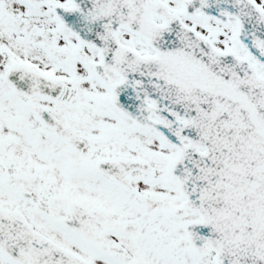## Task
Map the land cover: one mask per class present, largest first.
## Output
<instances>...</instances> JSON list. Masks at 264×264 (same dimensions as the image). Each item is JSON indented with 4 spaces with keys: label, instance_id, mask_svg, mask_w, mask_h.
<instances>
[{
    "label": "snow or ice",
    "instance_id": "1",
    "mask_svg": "<svg viewBox=\"0 0 264 264\" xmlns=\"http://www.w3.org/2000/svg\"><path fill=\"white\" fill-rule=\"evenodd\" d=\"M0 264H264V0H0Z\"/></svg>",
    "mask_w": 264,
    "mask_h": 264
}]
</instances>
